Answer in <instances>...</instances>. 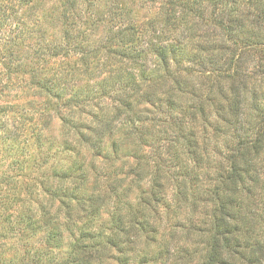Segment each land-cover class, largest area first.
Here are the masks:
<instances>
[{"label": "trees", "instance_id": "1", "mask_svg": "<svg viewBox=\"0 0 264 264\" xmlns=\"http://www.w3.org/2000/svg\"><path fill=\"white\" fill-rule=\"evenodd\" d=\"M45 1L0 0V264H264V0Z\"/></svg>", "mask_w": 264, "mask_h": 264}, {"label": "rangeland", "instance_id": "2", "mask_svg": "<svg viewBox=\"0 0 264 264\" xmlns=\"http://www.w3.org/2000/svg\"><path fill=\"white\" fill-rule=\"evenodd\" d=\"M165 0H156L153 4H144L142 3L140 0H101L100 1V5L102 7H111L113 6L114 9H116L115 7L120 8L121 10L124 11V13L126 14L124 17L125 19H134V20H145V19H149V18H153L154 16H156L159 12V6L160 3L163 2ZM46 6L51 8L53 6L59 5L60 2L59 0H46ZM5 3V2H4ZM17 1H13L12 4H10L11 6H14L17 8ZM24 6L23 8L20 10V19L21 20H25V22L27 21V12L25 11V9L27 8L26 2L23 3ZM42 8V5H40V7L38 8V11H41L40 9ZM17 17H13L10 20V23H12V27H14L16 25L17 22ZM52 31V30H51ZM55 32V31H54ZM163 216V214H162ZM173 232V230L170 229V227H168V224L166 222V220H162V226L160 229L161 235L165 236L166 239H170V235L171 232ZM177 235L179 238V243L183 242L184 239L188 240L191 239L192 235L189 236V232L186 233V231H182L181 230H177ZM189 237V238H186ZM193 238V237H192ZM202 247V246H200ZM171 252H173V247L171 248ZM202 255H198L196 256V259H194V264H199V260L200 257ZM109 264H117L114 260L109 261ZM169 264H173V261H171V263Z\"/></svg>", "mask_w": 264, "mask_h": 264}]
</instances>
